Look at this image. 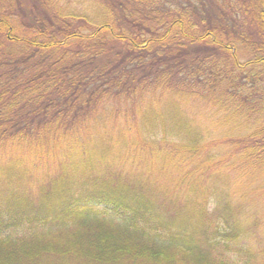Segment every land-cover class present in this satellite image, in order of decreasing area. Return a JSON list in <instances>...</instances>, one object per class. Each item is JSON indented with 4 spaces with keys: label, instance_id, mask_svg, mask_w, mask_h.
<instances>
[{
    "label": "trees",
    "instance_id": "trees-1",
    "mask_svg": "<svg viewBox=\"0 0 264 264\" xmlns=\"http://www.w3.org/2000/svg\"><path fill=\"white\" fill-rule=\"evenodd\" d=\"M263 237L264 0H0V264H264Z\"/></svg>",
    "mask_w": 264,
    "mask_h": 264
},
{
    "label": "rangeland",
    "instance_id": "rangeland-1",
    "mask_svg": "<svg viewBox=\"0 0 264 264\" xmlns=\"http://www.w3.org/2000/svg\"><path fill=\"white\" fill-rule=\"evenodd\" d=\"M239 18H242L243 19V21L244 22H246L247 20H246V18L245 17H243V16H240ZM247 23V22H246ZM249 34V33H248ZM240 41H236V43L238 44ZM242 43V42H241ZM240 43V44H241ZM239 44V45H240ZM242 49V48H241ZM242 50H244V49H242ZM239 57H240V60L242 61L243 59H244V55L241 53V55L239 54ZM246 60H243V62H245ZM115 135H117V136H119V134H117V133H115ZM102 136H106V134H101V132H98V135H96V137H95V139L96 140H98V139H100ZM116 138V137H115ZM218 139L221 141V139H223V137L222 136H220V137H218ZM218 139H214L213 140V142H216V141H218ZM212 141V140H211ZM223 142H225V143H227L228 142V144L226 145V146H230L231 145V143H229V141H228V139L226 138L225 140H222ZM170 143V142H169ZM212 143V142H211ZM222 145H220L219 147H221ZM213 155V154H212ZM206 156L207 155H203V153H201V157H200V159H198V160H196V163H198L197 164V166H199V167H202L203 169H204V167H206L207 166V161H206ZM198 157V158H199ZM218 161H219V159H218ZM160 170L159 171H156V170H153V169H150L149 170V168H148V170L149 171H147L146 173H144V172H138L139 171V169L138 168H135V170H134V172L135 173H137L138 172V174H143L144 175V177L143 178H145L146 180H148L149 181V183L151 182V184H156V185H158V187L160 188V189H162V190H164V191H167L168 189V187L171 185V183H174V186H176V183H175V181H174V179L176 178V173L174 172V171H171V170H164V169H162L160 166H157ZM156 169V168H155ZM144 170H146V168L144 167ZM156 172L155 173V175L154 176H152L151 175V172ZM213 170H210L208 173L210 174V173H213V172H217L218 170H216V171H213ZM131 173H133V172H131ZM233 174H232V172H230V175L229 176H232ZM241 175H243V171L242 170H235V180H237V179H242V178H239ZM244 179V178H243ZM47 183L48 184H50V181H47ZM178 187H179V185H178ZM177 187V188H178ZM170 188H172V189H175V190H177V188L176 187H170ZM169 191V190H168ZM241 192V190L239 191V193ZM262 198V197H261ZM236 200H238L241 204H244V202L248 205V206H251L252 205V203H251V197L250 196H247V195H245V193H243L242 194V196L241 195H237V196H235V201ZM253 222V221H252ZM251 222V223H252ZM254 237H252L251 239H253ZM264 238V237H263ZM256 242H257V239L253 242V243H251L252 244V246H256L255 244H256ZM228 256H231V255H228ZM256 264V263H255Z\"/></svg>",
    "mask_w": 264,
    "mask_h": 264
}]
</instances>
